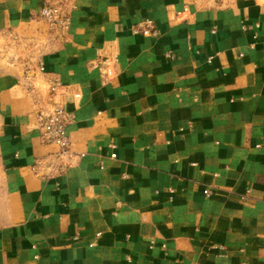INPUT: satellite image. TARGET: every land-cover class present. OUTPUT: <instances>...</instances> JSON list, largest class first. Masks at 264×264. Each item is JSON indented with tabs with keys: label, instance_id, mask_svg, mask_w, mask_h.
Returning <instances> with one entry per match:
<instances>
[{
	"label": "crops",
	"instance_id": "crops-1",
	"mask_svg": "<svg viewBox=\"0 0 264 264\" xmlns=\"http://www.w3.org/2000/svg\"><path fill=\"white\" fill-rule=\"evenodd\" d=\"M46 1L0 0V264H264V0Z\"/></svg>",
	"mask_w": 264,
	"mask_h": 264
},
{
	"label": "built area",
	"instance_id": "built-area-1",
	"mask_svg": "<svg viewBox=\"0 0 264 264\" xmlns=\"http://www.w3.org/2000/svg\"><path fill=\"white\" fill-rule=\"evenodd\" d=\"M74 0H50L39 6L37 18L45 24L53 39L62 41L69 27L68 9L72 8ZM132 34L143 36H153L156 34L151 21L137 24L131 28ZM0 38L5 41H16L17 36L14 31L0 30ZM9 44V43H8ZM7 44V45H8ZM35 70L43 73L41 61H36ZM28 72V71H27ZM31 77V76H30ZM48 90L44 101H37L39 107L36 111L35 125L39 134V139L43 144L55 147L60 155H66L69 149V140L65 133L66 127L73 122V116L66 112L61 105L65 87L57 80H47ZM28 93L33 94V90L28 86ZM111 159L115 155L110 156ZM205 195H209L207 191Z\"/></svg>",
	"mask_w": 264,
	"mask_h": 264
},
{
	"label": "rangeland",
	"instance_id": "rangeland-1",
	"mask_svg": "<svg viewBox=\"0 0 264 264\" xmlns=\"http://www.w3.org/2000/svg\"><path fill=\"white\" fill-rule=\"evenodd\" d=\"M4 206H5V204H4Z\"/></svg>",
	"mask_w": 264,
	"mask_h": 264
}]
</instances>
